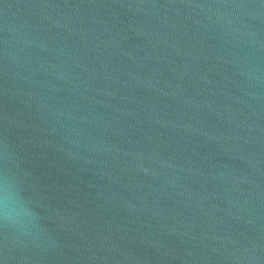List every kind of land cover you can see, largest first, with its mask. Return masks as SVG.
<instances>
[{
    "label": "water",
    "instance_id": "obj_1",
    "mask_svg": "<svg viewBox=\"0 0 264 264\" xmlns=\"http://www.w3.org/2000/svg\"><path fill=\"white\" fill-rule=\"evenodd\" d=\"M0 264H264V0H0Z\"/></svg>",
    "mask_w": 264,
    "mask_h": 264
}]
</instances>
